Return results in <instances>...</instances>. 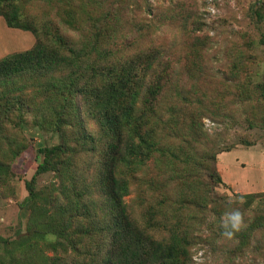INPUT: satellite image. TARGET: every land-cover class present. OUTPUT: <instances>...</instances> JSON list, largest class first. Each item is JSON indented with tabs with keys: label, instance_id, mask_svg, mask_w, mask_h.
Masks as SVG:
<instances>
[{
	"label": "rangeland",
	"instance_id": "1",
	"mask_svg": "<svg viewBox=\"0 0 264 264\" xmlns=\"http://www.w3.org/2000/svg\"><path fill=\"white\" fill-rule=\"evenodd\" d=\"M21 2L24 17L51 19L82 41L81 32L63 22V8L47 0ZM100 6L120 11L123 38L118 47L125 59L162 53L158 68L168 78L157 112L165 121L173 117L163 135L186 155L175 165L152 159L127 176L132 218L144 227L148 210L179 209L196 242L190 264H264V100L259 90L264 83V21L258 22L252 12L258 7L264 13V0H100ZM86 16L79 12L81 26ZM24 84L30 85L28 76L0 84V91ZM29 85L22 93L36 91ZM37 107H13L7 113L12 120L3 117L6 109L0 110V160L5 164L0 172V237L7 240L27 231V183L43 160L39 149L62 142L60 133L38 125ZM86 124L101 137L96 120L86 118ZM70 162L78 186L84 182L93 197L102 199L97 154L75 152ZM60 186L54 172L36 178V187L45 193ZM149 231L158 240L168 237L162 229Z\"/></svg>",
	"mask_w": 264,
	"mask_h": 264
},
{
	"label": "trees",
	"instance_id": "2",
	"mask_svg": "<svg viewBox=\"0 0 264 264\" xmlns=\"http://www.w3.org/2000/svg\"><path fill=\"white\" fill-rule=\"evenodd\" d=\"M47 1L64 9L63 22L81 32L82 41L72 39L51 19L24 17L21 0H0V16L7 26L31 32L36 39L31 49L0 59V84L28 76L36 88L32 94L22 93L29 84L0 91V110L6 109L1 113L12 120L7 113L13 107L37 105L38 125L62 136L61 143L39 149L43 160L27 183V231L19 239L0 237V264H42L40 258L43 264H190L196 242L179 209L148 210L142 227L126 201L127 176L155 158H165L168 165L183 161V153L163 135L173 117L165 121L157 112L168 78L166 70L158 68L162 53L125 59L118 47L123 38L120 11L104 9L100 0ZM80 11L87 15L82 26ZM252 12L258 22L264 21L261 8ZM16 88L21 94L15 97ZM259 90L264 100V83ZM36 98L42 99L36 103ZM84 115L99 123L100 138L89 130ZM79 151L98 156L102 199L93 197L84 182L78 186L70 161ZM4 165L0 160V172ZM49 172L61 178V186L45 193L36 187V178ZM153 229L166 231L168 237L156 239L149 231Z\"/></svg>",
	"mask_w": 264,
	"mask_h": 264
},
{
	"label": "crops",
	"instance_id": "3",
	"mask_svg": "<svg viewBox=\"0 0 264 264\" xmlns=\"http://www.w3.org/2000/svg\"><path fill=\"white\" fill-rule=\"evenodd\" d=\"M5 24V19L0 16V59L13 53L21 52L18 50V47L21 45L29 43V45L26 46L28 47L26 50L34 46L35 37L31 32L13 29ZM17 31H20V33H17Z\"/></svg>",
	"mask_w": 264,
	"mask_h": 264
},
{
	"label": "clouds",
	"instance_id": "4",
	"mask_svg": "<svg viewBox=\"0 0 264 264\" xmlns=\"http://www.w3.org/2000/svg\"><path fill=\"white\" fill-rule=\"evenodd\" d=\"M238 215V214H237ZM227 235H230V233H226Z\"/></svg>",
	"mask_w": 264,
	"mask_h": 264
}]
</instances>
